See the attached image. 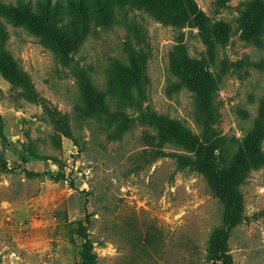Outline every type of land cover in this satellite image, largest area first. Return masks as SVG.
<instances>
[{
    "label": "rangeland",
    "instance_id": "1",
    "mask_svg": "<svg viewBox=\"0 0 264 264\" xmlns=\"http://www.w3.org/2000/svg\"><path fill=\"white\" fill-rule=\"evenodd\" d=\"M23 1L35 9L36 0H0V65L9 53L19 72L17 80L0 69V264H264V165L240 185L243 209L223 229L226 249L210 250L222 202L149 124L154 111L201 131L192 93L168 63L176 43L207 56L197 28L121 0L113 25L91 27L65 53L17 12ZM195 1L225 25L221 40L210 37L213 126L238 137L264 93V30L253 43L246 25L264 0ZM131 50L145 54L137 77L113 67ZM83 75L102 97L83 91Z\"/></svg>",
    "mask_w": 264,
    "mask_h": 264
},
{
    "label": "trees",
    "instance_id": "2",
    "mask_svg": "<svg viewBox=\"0 0 264 264\" xmlns=\"http://www.w3.org/2000/svg\"><path fill=\"white\" fill-rule=\"evenodd\" d=\"M119 1L121 0H66L72 14H62V6L52 0H36L35 9L30 1H23L17 12L32 24L34 33L41 35L46 43L58 51L66 53L73 48L71 46L83 39L84 33L91 27L106 28L113 25ZM123 1L143 6L163 23L196 27L207 46V56L195 57L188 53L183 43H176L171 47L168 58L170 71L192 93L195 110L201 120V131L196 133L181 120L154 111L149 112V124L156 128L159 140L181 148L180 151L170 153L176 157L178 166L194 168L206 179L211 190L218 194L223 206L224 225L215 233L211 232L206 243L210 250L218 249L223 253L227 247V233L223 229L233 226L243 209L240 185L251 170L264 165V93L258 103L256 117L244 134L228 137L216 132L213 122L217 115L215 96L219 77L211 68L214 41L210 37L215 34L221 40L225 25L212 24L195 0ZM246 21L248 32L251 33L248 39L260 40L264 30V12L253 9ZM144 57L145 54H137L131 50L126 63L115 60L113 67L137 77ZM0 69L18 80L19 72L9 53L1 61ZM82 78L83 91L102 97L90 78L85 75Z\"/></svg>",
    "mask_w": 264,
    "mask_h": 264
}]
</instances>
